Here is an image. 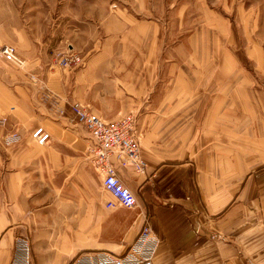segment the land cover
Returning <instances> with one entry per match:
<instances>
[{"label":"crops","instance_id":"1","mask_svg":"<svg viewBox=\"0 0 264 264\" xmlns=\"http://www.w3.org/2000/svg\"><path fill=\"white\" fill-rule=\"evenodd\" d=\"M110 54H84L83 66L62 76L61 91L47 88L41 98L9 101L10 130L17 132L32 116L27 107H44L41 125L50 139L38 145L19 132L9 148H0V186L2 168L8 171V194H0V264H8L17 235L30 239L33 264H68L81 252L123 253L144 225L159 241L154 264H264V112L257 110L264 111V91L236 81L234 107L248 105L249 114H233L227 128L223 114L135 113L146 165L119 176L136 206L109 209L105 202L113 198L101 187L89 134L70 105L78 102L112 120L130 104L136 110L152 104L156 94L146 99L145 90H158L142 84L134 95L125 94L127 73L114 75L106 66ZM174 90L166 88L156 107ZM171 99L170 105L183 102Z\"/></svg>","mask_w":264,"mask_h":264},{"label":"rangeland","instance_id":"2","mask_svg":"<svg viewBox=\"0 0 264 264\" xmlns=\"http://www.w3.org/2000/svg\"><path fill=\"white\" fill-rule=\"evenodd\" d=\"M0 16L1 39L14 45L25 63L22 68L0 63V115L7 117L0 126L2 149L11 143L7 136H13V142L19 132L34 141L31 133L42 126L41 119L48 115L42 111L45 108L27 107L32 116L27 114L17 133L10 130L9 101L41 98L48 89L61 91L62 76L72 69L60 68L56 60L68 49L83 57L110 51L106 66L116 76L127 73L125 94L134 95L142 84H157L158 90H145L146 99L155 92L153 105L148 102L136 110L130 104L123 114L161 113L188 119L223 114L227 128L233 114H249L248 105L234 107L235 82L248 86L251 81L264 91V0H0ZM31 74L36 82L30 80ZM169 86L176 89L173 95L156 107ZM171 98L183 102L170 105ZM257 110L264 112L261 106ZM229 130L226 154L231 157ZM247 142L248 134L241 137V147ZM1 175L0 194L7 195L8 186L3 185L7 169L2 168Z\"/></svg>","mask_w":264,"mask_h":264},{"label":"built area","instance_id":"3","mask_svg":"<svg viewBox=\"0 0 264 264\" xmlns=\"http://www.w3.org/2000/svg\"><path fill=\"white\" fill-rule=\"evenodd\" d=\"M1 27L0 16V29ZM0 63H8L16 68L25 66L15 46L3 41L1 36ZM56 63L62 69L71 70L83 66L84 58L68 49L57 57ZM30 80L36 82V75L31 74ZM70 107L77 122L89 134L91 141L89 152L101 174V187L113 198L106 201L105 206L109 209L116 205L127 209L135 207L136 197L121 181L119 171L128 168L141 171L146 165L140 154L136 114L130 111L115 119L107 120L78 102L72 103ZM60 113L63 112L60 110ZM6 121L7 117L0 115V126H4ZM7 137V143H10L13 136ZM31 138L36 144L43 145L50 139V135L44 127L38 126L32 131ZM158 245V239L152 235L148 225H144L123 253L117 254L107 250L86 251L75 255L68 264H154L153 257ZM31 252L30 239L17 235L13 240L8 264H33Z\"/></svg>","mask_w":264,"mask_h":264}]
</instances>
